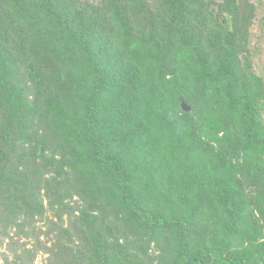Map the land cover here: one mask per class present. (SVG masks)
<instances>
[{
    "label": "trees",
    "instance_id": "1",
    "mask_svg": "<svg viewBox=\"0 0 264 264\" xmlns=\"http://www.w3.org/2000/svg\"><path fill=\"white\" fill-rule=\"evenodd\" d=\"M255 12L0 0L4 264H264Z\"/></svg>",
    "mask_w": 264,
    "mask_h": 264
},
{
    "label": "rangeland",
    "instance_id": "2",
    "mask_svg": "<svg viewBox=\"0 0 264 264\" xmlns=\"http://www.w3.org/2000/svg\"><path fill=\"white\" fill-rule=\"evenodd\" d=\"M255 6V15L257 17L255 26L252 28L251 34V44L249 49L253 52V60L257 73L264 78V30L262 29L261 20L264 19V0H249ZM255 54V55H254ZM41 231L46 233L48 227L41 226ZM11 236L15 237V233H12ZM52 236H50L51 238ZM47 236L42 237V240H46ZM3 255H7L10 258V261L13 260L11 247L9 241H4L0 245V264H4ZM45 255H39L36 258V264H43L45 261Z\"/></svg>",
    "mask_w": 264,
    "mask_h": 264
},
{
    "label": "water",
    "instance_id": "3",
    "mask_svg": "<svg viewBox=\"0 0 264 264\" xmlns=\"http://www.w3.org/2000/svg\"><path fill=\"white\" fill-rule=\"evenodd\" d=\"M181 106H182V108L185 111H190L191 110V106L190 105H187L184 101L182 102Z\"/></svg>",
    "mask_w": 264,
    "mask_h": 264
}]
</instances>
